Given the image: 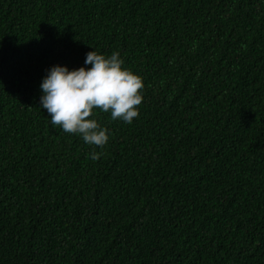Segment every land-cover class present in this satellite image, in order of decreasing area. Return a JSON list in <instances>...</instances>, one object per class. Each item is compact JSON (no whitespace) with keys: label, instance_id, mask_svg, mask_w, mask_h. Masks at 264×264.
I'll list each match as a JSON object with an SVG mask.
<instances>
[{"label":"trees","instance_id":"obj_1","mask_svg":"<svg viewBox=\"0 0 264 264\" xmlns=\"http://www.w3.org/2000/svg\"><path fill=\"white\" fill-rule=\"evenodd\" d=\"M93 50L144 83L103 147L40 103ZM0 264H264V0H0Z\"/></svg>","mask_w":264,"mask_h":264},{"label":"clouds","instance_id":"obj_2","mask_svg":"<svg viewBox=\"0 0 264 264\" xmlns=\"http://www.w3.org/2000/svg\"><path fill=\"white\" fill-rule=\"evenodd\" d=\"M85 64L91 67L70 71L56 65L49 69L40 85V103L53 126L81 137L89 145L103 147L109 136L93 118L94 112L110 113L113 121L131 124L139 115L144 83L139 75L123 67L118 51L109 56L90 51ZM89 155L98 160L102 153L93 151Z\"/></svg>","mask_w":264,"mask_h":264}]
</instances>
